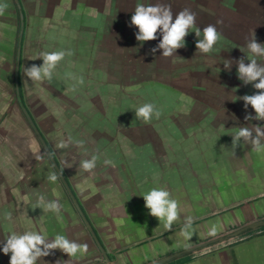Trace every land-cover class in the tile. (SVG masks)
Returning <instances> with one entry per match:
<instances>
[{"label": "crops", "instance_id": "1", "mask_svg": "<svg viewBox=\"0 0 264 264\" xmlns=\"http://www.w3.org/2000/svg\"><path fill=\"white\" fill-rule=\"evenodd\" d=\"M3 2L8 9L0 16V241L13 231L40 230L49 238L63 234L88 244L87 254L70 258L69 264H151L264 219V153L242 144L233 155L231 148V135L238 127L264 125V121L244 120L247 113L255 112L251 106L246 112L239 99L257 90L230 82L231 75L223 65L224 58H244L245 63L247 58H259L264 64V57L249 52L240 55V44L231 38L224 45L228 50H214L220 56L216 52L196 55L186 45L176 56L165 58L162 50L150 53L162 39L158 33L156 40L139 42L136 55L126 56L131 61L127 68L117 63L119 52H114L109 41L99 42L96 28L85 30V19L95 18L99 11L96 1L22 0L29 13L23 68L42 65L41 59H35L41 51L74 53L61 61L51 82L33 83L22 70L24 98L110 251L111 261L107 262L61 177L55 183L47 180L50 172L59 173L26 115L16 106L14 49L18 52L21 17L16 0ZM195 2L183 3L196 12L192 34L185 37L189 43L197 41V10L204 11L208 20L204 26L199 24L202 36L209 24L219 26V33L227 27L210 19L219 18L213 11L225 9L222 2ZM72 9L82 10V17L74 23L65 18L66 10ZM259 22L252 19L249 33L255 31L257 42L264 44ZM48 28L53 33L47 36L44 31ZM221 40L222 34L218 43ZM202 56L209 59L200 62ZM66 73L83 75L84 84L72 91L73 82L65 78ZM198 88L204 92L205 109L200 112L196 108ZM146 102L161 110L159 120L145 123L135 118V109ZM9 106L14 110L4 116ZM69 136L83 140L84 147H55ZM98 152L102 155L97 167L84 172L80 162ZM38 155L43 158L37 159ZM104 159L115 166H105ZM153 187H165L180 203V219L170 232L158 227L159 221L144 207L141 195ZM40 194L60 201L59 217L34 207ZM9 212L12 222L4 218ZM186 216L194 218L193 236L187 241L180 235ZM214 224L218 231L213 237L208 231ZM220 244L167 264H264V227ZM10 255L0 251V264H9ZM68 259L56 250L38 264H56L57 260L64 264Z\"/></svg>", "mask_w": 264, "mask_h": 264}, {"label": "clouds", "instance_id": "2", "mask_svg": "<svg viewBox=\"0 0 264 264\" xmlns=\"http://www.w3.org/2000/svg\"><path fill=\"white\" fill-rule=\"evenodd\" d=\"M8 9V4L0 0V16H3ZM172 11L170 4H137L130 19V27H135L138 31L135 33V38L138 42L153 41L159 36L162 39L159 43L150 49V53L155 55L159 50H162V57L168 58L176 56L178 49L186 47L185 37L191 32L190 29L195 27L196 14L188 8H184L175 14ZM222 20H217V24H222ZM196 28L195 35L198 38L196 41V53L210 54L214 46L221 37V33L213 24H209L202 30ZM246 48L253 57H264V44L257 42L255 31H253L247 40ZM72 50H56V51H41L35 59H41L42 65H31L23 68V75L31 82H51L53 73L58 65L65 57L73 56ZM245 63L244 58L236 61L226 59L223 62L224 69L231 71L233 63L237 66V78L244 85H252L257 90L254 94H245L239 99L244 102V109L247 112L249 106L254 110L255 115L247 113L244 120L249 121H264V64L258 63L256 59H248ZM65 78L71 80L72 91H76L78 86L84 84V76L74 73H66ZM135 118L142 120L145 123L151 122L154 118L159 120L162 116L160 109L154 103L146 102L137 107L134 111ZM232 137L231 148L233 155L242 144L248 145L256 153H264V125L254 124L252 127L240 126L235 131ZM85 142L83 140H73L71 136L60 140L56 144L57 149H67L70 146L83 148ZM102 153L92 154L90 159H84L80 162V168L91 173L96 167ZM42 159L41 155L36 157ZM105 166L114 167V162L110 159H104ZM56 171L49 173L47 180L55 183L60 176ZM264 196V193H261ZM144 200V207L148 210V214L159 221V225L163 226L165 231H172L173 225L180 219L181 209L177 199L172 197V194L165 187H153L141 195ZM35 208L42 209L44 212H51L57 217L60 216L63 205L58 199L48 200L45 195L40 194L36 199ZM5 220L12 222L13 216L9 212L5 215ZM194 218L186 216L181 226L180 235L187 241L193 236ZM217 226L214 224L208 231L209 236L217 235ZM0 251L4 255H10L9 264H38V262L49 255H53L56 250L67 254L69 259L64 261V264H69L70 258L83 256L87 254L89 246L87 243H80L77 240L69 239L66 235L56 234L49 238L40 230H25L23 232L13 231L9 233L2 241ZM46 264V262H45ZM56 264H60L57 260Z\"/></svg>", "mask_w": 264, "mask_h": 264}, {"label": "rangeland", "instance_id": "3", "mask_svg": "<svg viewBox=\"0 0 264 264\" xmlns=\"http://www.w3.org/2000/svg\"><path fill=\"white\" fill-rule=\"evenodd\" d=\"M89 0H81V2H88ZM93 2H97L100 7L99 11L97 12V15L95 18H87L85 19L88 23L85 30H90V26L93 28H96L98 30V40L99 42H106L109 41L110 44L112 45L114 52L118 53V56L116 57L117 63L119 65L123 64L125 65L124 67H127L126 63L128 64L130 59H128L126 56L130 54V56L136 55L138 51V46L140 43L136 40L135 38V33L138 31L134 26L130 27V19L131 15L133 14V11L137 4H156V3H164V4H170L172 11L174 13V19H175V14L181 11L182 9L186 8L184 3V0H92ZM189 2H192V0H188ZM196 1L195 4H201L205 3L206 5H210L206 2H212V1H219L222 2L225 5V9H220L218 11H213L215 12L220 20L223 21L224 26H227L226 28L220 29L222 32V40L214 46L212 52H216V56L218 55L219 51H214V50H220L224 51V49H227L224 45L225 43L228 45V40L231 38L236 40V44H240V49H241V54H244L248 52L246 48V43L248 38L250 37L251 33H249V26H253L252 19L253 20H259L262 24V29L261 33L264 34V0H193ZM192 4V3H190ZM228 4V5H227ZM181 5V6H180ZM183 5V6H182ZM180 6V7H179ZM192 6V5H191ZM14 10L15 7H14ZM41 10V9H39ZM82 11V10H81ZM80 10L74 11L72 10H66L65 18L70 20L71 23H74L77 21L78 17H82L80 15L81 13ZM192 11V10H191ZM196 13L195 11H192ZM199 13V21H197L198 27L199 24H202L204 26L205 23H207L208 20H206L204 16V11H198ZM207 13L210 11H206ZM212 13V12H211ZM19 14V12H18ZM29 14V13H28ZM85 15V14H82ZM89 17V16H87ZM29 18V17H28ZM84 18V17H83ZM86 18V17H85ZM210 19L215 22H217L216 18L210 17ZM233 20V21H232ZM79 22V21H78ZM232 23V24H231ZM79 24V23H78ZM77 24V25H78ZM80 25V24H79ZM217 26L216 24H213ZM230 26V27H229ZM219 27V26H218ZM217 27V28H218ZM49 31H44V33L48 36L51 35L53 32L48 28ZM224 29H227L224 30ZM226 32H224V31ZM192 33H189V36ZM202 37V35H201ZM198 39V38H197ZM139 44V45H138ZM186 45H188L189 49H195V53L197 52L196 50V41L194 43H189L186 42ZM228 50V49H227ZM237 52H239L238 48L236 49ZM200 53H196V55H199ZM15 55H17V48L14 49V74H13V84L14 82L16 83V66H17V58H15ZM213 57V55L211 54ZM208 57H201L199 59L200 62H203L204 60H208ZM230 60H233L232 58H229ZM257 62L259 63V58H255ZM135 60V59H134ZM137 60V59H136ZM225 60V58H224ZM234 61V60H233ZM135 66L134 64H132ZM128 68V67H127ZM178 72L175 71L174 74H177ZM230 77H228V80L230 82H233L234 84L238 83L237 85L243 84L238 78H237V66L235 63H233ZM199 89V88H198ZM197 95L196 98L199 100V104L196 105L197 110L204 111L205 106H203L202 102V97L204 96V92L199 89L198 92L196 91ZM17 89L14 88V101L18 100L19 95L17 97ZM22 97V95H21ZM27 103V102H26ZM16 105V104H15ZM20 109L22 110V107L19 103L18 100V105ZM28 106V105H27ZM29 108V107H28ZM12 110H14V106L12 107H7L6 110L4 111V116L9 114ZM23 111V110H22ZM3 148V146H1ZM4 150V149H3ZM2 151V150H1ZM255 231V230H253ZM252 232V231H251ZM249 233V232H248ZM248 233H245L246 235ZM245 234L240 235L239 237L232 238L226 242H230L235 239H239L240 237H244ZM221 245L220 243L211 245L210 247L200 249L199 251H206L208 249H212L214 247H217Z\"/></svg>", "mask_w": 264, "mask_h": 264}, {"label": "water", "instance_id": "4", "mask_svg": "<svg viewBox=\"0 0 264 264\" xmlns=\"http://www.w3.org/2000/svg\"><path fill=\"white\" fill-rule=\"evenodd\" d=\"M18 7L20 9V17H21V30H20V34H19V47H18V52H17V66H16V89H17V93L19 95V103L22 107V110L24 112V114L26 115L28 121L30 122L32 128L34 129L38 139L40 140V142L42 143L46 153L48 154V156L50 157L54 167L57 169L58 173L60 174L62 171V167L60 165V162L58 160V157L56 156L54 150L52 149L48 139L46 138V136L44 135L42 129L40 128V126L38 125L36 119L34 118L33 114L31 113L30 109L28 108V106L24 103L22 97H21V86H20V79L18 78V75L22 72L23 70V55H24V39H25V34H26V27H27V15L24 13L23 11V5L21 3L20 0H16ZM76 209L78 210L79 214L82 217V220L84 221L85 225L87 226V228L89 229L96 245L98 246V248L101 251L102 257L105 258V260L107 262L111 261L110 258V251L107 249L105 242L103 241V239L101 238V236L99 235L94 223L90 220V218L88 217V215L86 214V211L84 210L79 197L77 196L72 184L70 183L68 177L64 174L60 176ZM264 227V219L262 220H258L252 223H249L235 231H232L230 233H227L225 235H222L220 237L211 239L209 241L203 242V243H199L197 245H194L192 247H189L187 249H184L180 252L168 255L158 261H155L151 264H167L175 259H179L188 255H191L193 253H195L196 251H199L200 249L203 248H207L210 247L211 245L214 244H218V243H225L226 241L232 239V238H236L239 237L242 234L248 233L250 231L256 230L258 228ZM101 258V257H100ZM99 258V259H100Z\"/></svg>", "mask_w": 264, "mask_h": 264}, {"label": "trees", "instance_id": "5", "mask_svg": "<svg viewBox=\"0 0 264 264\" xmlns=\"http://www.w3.org/2000/svg\"><path fill=\"white\" fill-rule=\"evenodd\" d=\"M21 1V3H22V5H23V11H24V13L26 14V15H28V13H27V10H26V8H25V6H24V3L22 2V0H20ZM18 9H19V7H18ZM19 13H20V9H19ZM26 21H28V17H27V20ZM28 23V22H27ZM28 26V25H27ZM26 31H27V27H26ZM25 31V32H26ZM25 38H26V34H25ZM24 42H25V39H24ZM18 78L20 79V86H21V95H22V99H23V101H24V103L26 104V100H25V98H24V96H25V92H24V87H23V80H22V72L18 75ZM26 105H28V104H26ZM31 111V110H30ZM31 113H32V111H31ZM33 114V113H32ZM51 160V159H50ZM52 162V161H51ZM53 164V163H52ZM63 171V170H62ZM64 174H65V172H64ZM66 175V174H65ZM85 210V209H84Z\"/></svg>", "mask_w": 264, "mask_h": 264}, {"label": "flooded vegetation", "instance_id": "6", "mask_svg": "<svg viewBox=\"0 0 264 264\" xmlns=\"http://www.w3.org/2000/svg\"><path fill=\"white\" fill-rule=\"evenodd\" d=\"M53 149V148H52Z\"/></svg>", "mask_w": 264, "mask_h": 264}]
</instances>
